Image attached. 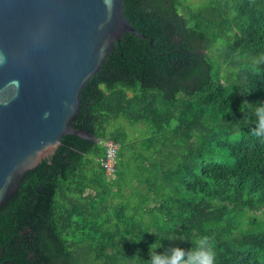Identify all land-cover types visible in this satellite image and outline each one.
I'll return each mask as SVG.
<instances>
[{"label":"trees","instance_id":"1","mask_svg":"<svg viewBox=\"0 0 264 264\" xmlns=\"http://www.w3.org/2000/svg\"><path fill=\"white\" fill-rule=\"evenodd\" d=\"M124 11L148 37L122 35L73 121L101 141L65 135L25 173L0 209V264H144L155 241L189 248L173 238L201 235L216 264H264V143L242 104L264 102V0Z\"/></svg>","mask_w":264,"mask_h":264},{"label":"water","instance_id":"2","mask_svg":"<svg viewBox=\"0 0 264 264\" xmlns=\"http://www.w3.org/2000/svg\"><path fill=\"white\" fill-rule=\"evenodd\" d=\"M125 0H0V209L76 129L81 92L125 32ZM5 264V263H3Z\"/></svg>","mask_w":264,"mask_h":264},{"label":"clouds","instance_id":"3","mask_svg":"<svg viewBox=\"0 0 264 264\" xmlns=\"http://www.w3.org/2000/svg\"><path fill=\"white\" fill-rule=\"evenodd\" d=\"M242 104L245 105V111L249 114L251 136L264 143V102L245 101ZM141 239L142 237L139 236L134 241L139 243ZM173 239L186 240L191 246L189 248L173 245L164 247L162 242L155 241L149 246V259L144 261V264H216L215 244L210 236L201 235L191 240L179 236ZM137 256L139 253L134 257Z\"/></svg>","mask_w":264,"mask_h":264},{"label":"built area","instance_id":"4","mask_svg":"<svg viewBox=\"0 0 264 264\" xmlns=\"http://www.w3.org/2000/svg\"><path fill=\"white\" fill-rule=\"evenodd\" d=\"M104 144L107 147V151L106 158L103 160V165L107 173L113 175L115 172L119 144L112 140H107L104 142Z\"/></svg>","mask_w":264,"mask_h":264},{"label":"rangeland","instance_id":"5","mask_svg":"<svg viewBox=\"0 0 264 264\" xmlns=\"http://www.w3.org/2000/svg\"><path fill=\"white\" fill-rule=\"evenodd\" d=\"M202 0H193V2H200ZM123 124L126 127H128L130 129V133L131 135H138L140 133H142L141 131H139V127H133L129 125V122L127 120H125L124 118H119L116 120V124ZM219 161L223 162V159H218Z\"/></svg>","mask_w":264,"mask_h":264}]
</instances>
